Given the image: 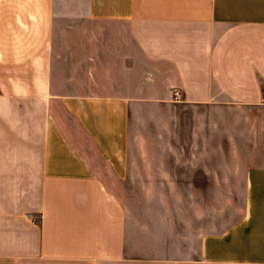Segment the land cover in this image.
Wrapping results in <instances>:
<instances>
[{
	"label": "crops",
	"instance_id": "crops-1",
	"mask_svg": "<svg viewBox=\"0 0 264 264\" xmlns=\"http://www.w3.org/2000/svg\"><path fill=\"white\" fill-rule=\"evenodd\" d=\"M234 107L258 116L255 144L225 135L236 209L138 239L139 156L151 187L216 186ZM260 111L264 0H0V264H264Z\"/></svg>",
	"mask_w": 264,
	"mask_h": 264
},
{
	"label": "rangeland",
	"instance_id": "rangeland-1",
	"mask_svg": "<svg viewBox=\"0 0 264 264\" xmlns=\"http://www.w3.org/2000/svg\"><path fill=\"white\" fill-rule=\"evenodd\" d=\"M174 108H171L173 110ZM171 111L172 113H176ZM161 112H159L160 114ZM264 115L263 111H260ZM255 115V116H253ZM231 112L222 113V116H218V149H217V163L212 164L213 168H217V185H213V180L205 187H151L147 185L149 180V170H145L147 164L149 165V154H142L139 156V179L138 183H143L140 186H129L120 188L123 197L126 201L124 202L125 210L128 215V222L130 221L131 225L135 226V234L138 239L145 238L141 232L148 233L151 241L154 226L159 223L160 216L163 213L167 212L177 213V211L183 212L187 210L193 211H208L210 209L217 210L219 213L225 214L236 209L235 202L231 201V198L235 194L242 193L243 186L236 180L231 179L229 184H227L226 178L228 175H231L232 172L228 169H231L233 162L236 160L231 159V154L227 147L230 146L229 141L225 140L226 131H229L231 135L234 136V142L240 143L242 141L246 142L248 145L255 144L257 138L251 136L249 128L253 125V120L257 123L258 116L256 114L247 113L240 107L233 108V122H230ZM252 119V120H251ZM250 120L251 122H248ZM260 122H263V118L259 119ZM150 122V119H149ZM254 125H256L254 123ZM214 128V126H213ZM252 129V128H250ZM143 134L144 131L142 130ZM141 138V137H139ZM140 140V139H139ZM141 146L144 147L143 150H146L147 145L145 140L142 138ZM231 141V139H230ZM146 147V148H145ZM240 147H236L235 150H239ZM214 157V156H212ZM235 158V157H234ZM243 159L249 161L252 159L250 155H244ZM235 167V164H234ZM212 176H215V171H210ZM164 196V197H161ZM159 197L160 201L157 200ZM185 202H184V201ZM242 203V202H241ZM236 213V211H235ZM168 215V214H167ZM173 218L176 217L174 214L171 215ZM131 218V219H130ZM176 219H174L175 221ZM138 228V229H137ZM126 236L127 239L130 238L129 224L126 225Z\"/></svg>",
	"mask_w": 264,
	"mask_h": 264
}]
</instances>
